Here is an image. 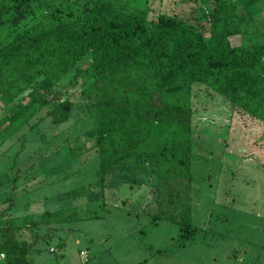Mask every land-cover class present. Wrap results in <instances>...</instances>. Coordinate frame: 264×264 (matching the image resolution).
Listing matches in <instances>:
<instances>
[{"label": "trees", "instance_id": "trees-1", "mask_svg": "<svg viewBox=\"0 0 264 264\" xmlns=\"http://www.w3.org/2000/svg\"><path fill=\"white\" fill-rule=\"evenodd\" d=\"M264 0H213L211 28L175 13L148 18L146 0H0V96L7 124L33 110L86 54L75 72L97 154V182L119 169L147 173L152 221L190 223L191 86L202 84L264 125ZM238 42L232 43L231 38ZM23 97L18 96L25 91ZM69 101L48 111L54 122ZM139 183V181L137 182ZM62 209L0 224L2 264H31L38 226L70 217ZM28 230L31 239L15 233Z\"/></svg>", "mask_w": 264, "mask_h": 264}, {"label": "rangeland", "instance_id": "rangeland-1", "mask_svg": "<svg viewBox=\"0 0 264 264\" xmlns=\"http://www.w3.org/2000/svg\"><path fill=\"white\" fill-rule=\"evenodd\" d=\"M146 1L150 20L175 13L208 35L213 0ZM260 17L264 7L257 25ZM89 59L83 56L35 109L10 124L11 102L0 96V224L45 210L70 217L36 228L31 264H264V125L192 84L189 195L196 231L182 243L177 224L152 221L147 173L117 167L97 182V154L85 134L88 97L70 82ZM64 100L66 115L54 122L47 113ZM27 231L15 236L30 240Z\"/></svg>", "mask_w": 264, "mask_h": 264}, {"label": "water", "instance_id": "water-1", "mask_svg": "<svg viewBox=\"0 0 264 264\" xmlns=\"http://www.w3.org/2000/svg\"><path fill=\"white\" fill-rule=\"evenodd\" d=\"M65 110H67V108Z\"/></svg>", "mask_w": 264, "mask_h": 264}]
</instances>
